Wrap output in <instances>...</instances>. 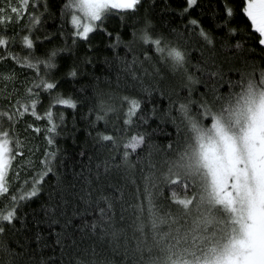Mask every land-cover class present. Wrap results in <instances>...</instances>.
<instances>
[{
    "label": "trees",
    "instance_id": "trees-1",
    "mask_svg": "<svg viewBox=\"0 0 264 264\" xmlns=\"http://www.w3.org/2000/svg\"><path fill=\"white\" fill-rule=\"evenodd\" d=\"M68 2L29 0L25 5L23 0H0V7L5 9L0 15V38L8 41L0 45L3 57L0 73L5 77L0 78V111L12 113L29 106V112L11 124L23 155H18L12 164L9 192L0 194V211L6 214L12 210L11 196L18 199L29 191L33 179L44 171L47 153H57L53 172L43 177L39 195L19 204L16 211L19 219L13 221L14 227L5 223L0 244L19 255L10 257L0 252V264H7L9 259L12 264H77L92 259L93 249L96 259L103 258L109 264H135L131 229L119 242L102 241L96 232L88 229L87 225L98 215L92 211L96 202L102 195L114 194L108 187L110 183L117 188L126 185L123 199L134 202L136 185L143 189V177L154 172L152 183L157 185V203L165 213L181 217L175 200L190 198L193 192L170 185L165 179L164 164L175 150L183 147L188 137L179 105L192 101L191 113L195 115L199 111L203 94L212 87L211 83L205 87L208 72L221 71L226 74L225 79L237 80L241 72L264 68V45L258 43V34L242 14V0H198L188 12H184L186 0H142L136 10L110 14L102 23L95 22L99 27L87 39L76 36L73 10L65 9ZM226 6L234 10L230 19L226 16ZM11 7L20 8L22 18L11 13ZM76 14L83 17L82 13ZM32 16L39 20L34 26L30 23ZM191 20H196L197 25H192ZM87 22L86 18L81 19L82 24ZM149 22L148 33L152 38L160 37L164 45L179 46L186 51L188 71L202 83L190 91L183 72L173 73L159 60L155 45H145L139 39ZM201 29L213 39V45L201 39ZM231 29H236L235 35L230 34ZM24 37L33 40V49H27ZM237 43L242 48L236 49ZM53 52L57 53L55 57H51ZM146 56L149 58L145 59ZM50 57L55 67L46 66ZM133 60L137 61L133 70L142 80L134 81L131 73L124 71ZM29 63L34 67H28ZM73 70L77 73L75 77L70 75ZM144 70L151 75H144ZM9 76L12 78L8 79ZM42 82L55 83L57 87L50 91L35 87ZM226 91L224 84L220 94ZM123 97L141 101L137 115L130 118L131 124L125 123L129 104ZM61 98H71L76 108L56 104ZM207 98L212 99L210 94ZM33 102L36 115L30 107ZM101 103L114 111L93 126L96 115L102 114ZM49 111L53 122L59 125L51 137L46 131L50 126L46 116ZM3 128L10 129L6 119ZM97 133L112 135L121 147L114 150L110 143L101 145ZM138 134L145 136L146 146H138L135 151L128 149L133 153L130 162L134 167L97 180L96 165L113 156L119 162L118 151L122 152V146L130 144ZM49 138L54 140L51 145ZM169 144L173 145L172 152L167 149ZM149 151L156 165L154 170L148 167ZM138 156L143 158L141 163H137ZM88 157H92L91 163ZM13 173H18V178ZM86 177L92 180L90 185ZM133 180L135 185L131 183ZM127 215L123 224H116L117 228H127L131 223L133 217ZM191 219L184 218L188 223ZM57 233L61 234V244L56 243Z\"/></svg>",
    "mask_w": 264,
    "mask_h": 264
},
{
    "label": "snow or ice",
    "instance_id": "snow-or-ice-1",
    "mask_svg": "<svg viewBox=\"0 0 264 264\" xmlns=\"http://www.w3.org/2000/svg\"><path fill=\"white\" fill-rule=\"evenodd\" d=\"M141 2L142 0H69L65 9L73 10L72 24L76 29V36L87 39L88 34L99 27L95 22L102 23L110 14L136 10ZM23 3L27 5L29 0H23ZM197 3L198 0H186L187 7L184 12H188ZM242 4V14L258 34V43L264 45V0H242ZM10 10L17 18H22L20 8L11 7ZM4 12L5 9L0 7V15ZM77 12L82 13L83 17L78 16ZM226 16L229 19L234 16L233 8L226 6ZM83 18L88 22L82 24ZM38 22V17L30 18L33 26ZM190 23L197 25L196 20H191ZM149 27L150 22L146 24L139 39L145 45H155V50L160 54L159 60L173 73L183 72L187 81L186 87H189L190 91L195 85L202 83L188 71L186 51L179 46L164 45L160 37L152 38L148 33ZM235 33L236 29L230 30V34ZM133 35L135 36V33ZM199 35L208 45L214 44L213 39L203 29ZM116 39L119 42V37ZM6 43L8 41L0 38V45ZM23 43L29 50L34 47L33 40L28 37H24ZM235 48L240 49L242 45L237 43ZM56 55L57 53L53 52L51 57ZM51 57L46 64L48 68L55 67ZM2 58L0 56V60ZM136 64L137 61L133 60L124 69L131 73L134 81L142 80L133 70ZM28 67L34 65L29 63ZM155 72L158 74L159 69ZM70 75L75 77L77 73L73 70ZM144 75L151 74L144 70ZM207 76L209 79L205 87L207 88L209 83L212 87L209 93L203 94L199 111L195 115L191 113L189 104L192 101L179 105V111L186 122L188 137L183 147L175 150L173 157L164 161L167 166V182L193 192L190 198L185 196L175 200L182 216L173 217L170 212L165 213L157 203V185L152 183L154 172L143 177V189L136 185L134 202L123 199V187L126 185L117 188L110 183L108 187L113 189L114 194L102 195L92 209L98 215L87 227L97 233L98 239L119 242L121 238L126 237L128 229L132 230L135 264H264V68L241 72L237 80L225 79L226 74L221 71L208 72ZM0 78H5L2 73ZM224 84H227V91L220 94V87ZM35 87L50 91L57 85L42 82ZM209 94L211 100L207 98ZM122 99L129 104L125 123L131 124L130 118L137 115L141 101L129 97ZM56 104L73 109L77 106L71 98L57 99ZM35 106V102L30 106L33 115H36ZM100 107L102 114L96 115L93 126L105 120L108 113L114 111L112 108H105L103 103ZM28 112V105L23 106V111L19 108L12 113L0 111V194L9 192V172L12 170V164L18 155H23L20 151L21 142L18 137H14L11 124ZM46 116L50 125L46 131L51 137V134L57 133L59 125L53 122L51 111L47 112ZM5 119L10 124L9 130L3 128ZM205 121L209 123L206 124ZM144 122L147 120L144 119ZM97 139L98 143L104 146L106 142L110 143L114 150L121 147L116 144L112 135L97 133ZM48 143L51 145L54 140L49 138ZM138 146H146L143 134H138L132 138L130 144L122 146L123 151L117 153L119 162L113 156L98 163L97 180L101 176H108L113 172L120 174L134 167L130 162L133 153L128 149L135 151ZM167 149L172 152L173 145H167ZM84 155L82 151L80 156ZM151 155L149 151L148 167L154 170L156 165L152 163ZM56 158V152L47 153L44 171L33 179L30 190L21 194L18 199L12 195V210L6 214L0 211V236L5 232V223L14 227L13 221L19 219L16 215L19 204L39 195L43 177L53 172ZM88 159L91 163L92 157ZM142 161L143 158L138 156L137 163ZM13 177L18 178V173H13ZM85 180L89 185L92 183L87 177ZM131 183L135 185L134 180ZM129 213L133 217L131 223L127 228H117L116 224H123ZM185 217H192L190 223L184 220ZM60 237L61 234L57 233V244L62 243ZM39 239L38 236L37 240ZM0 252H6L10 257L19 255L3 244H0ZM96 256L93 249L92 259L87 262L77 261V264H109L103 258L96 259ZM7 264H12V260L9 259Z\"/></svg>",
    "mask_w": 264,
    "mask_h": 264
}]
</instances>
